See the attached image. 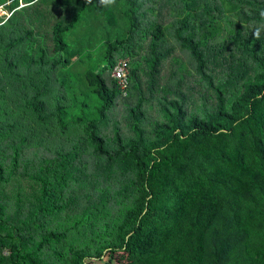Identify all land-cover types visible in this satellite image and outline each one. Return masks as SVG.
I'll return each mask as SVG.
<instances>
[{"label": "trees", "instance_id": "trees-1", "mask_svg": "<svg viewBox=\"0 0 264 264\" xmlns=\"http://www.w3.org/2000/svg\"><path fill=\"white\" fill-rule=\"evenodd\" d=\"M0 7V264H264V0Z\"/></svg>", "mask_w": 264, "mask_h": 264}, {"label": "rangeland", "instance_id": "rangeland-1", "mask_svg": "<svg viewBox=\"0 0 264 264\" xmlns=\"http://www.w3.org/2000/svg\"><path fill=\"white\" fill-rule=\"evenodd\" d=\"M7 13L8 12L6 10L0 8V15ZM116 14H117V10H116ZM149 16L150 15L147 13V17ZM87 17L89 19L83 20L82 23L77 27V30L70 31L66 34V40L69 43L70 51L72 52L80 51V50L87 51V45L89 43V45L91 46L89 49V53L92 55V60L94 63L99 64L102 62L101 58L103 55L101 40L104 34L106 33V30L102 26H99L98 28L95 27L93 30L90 29L89 25L91 24L92 20L89 16ZM9 253L10 250L8 248L4 249L3 251L4 255H9ZM106 259L107 257H105L104 260ZM98 263H103V261H98Z\"/></svg>", "mask_w": 264, "mask_h": 264}, {"label": "built area", "instance_id": "built-area-1", "mask_svg": "<svg viewBox=\"0 0 264 264\" xmlns=\"http://www.w3.org/2000/svg\"><path fill=\"white\" fill-rule=\"evenodd\" d=\"M2 8V7H0ZM113 76L116 78L119 88L127 94L129 88V61L128 59L121 58L117 61L113 68Z\"/></svg>", "mask_w": 264, "mask_h": 264}, {"label": "clouds", "instance_id": "clouds-1", "mask_svg": "<svg viewBox=\"0 0 264 264\" xmlns=\"http://www.w3.org/2000/svg\"><path fill=\"white\" fill-rule=\"evenodd\" d=\"M255 35H256L257 38H259V35H260L259 30L256 31Z\"/></svg>", "mask_w": 264, "mask_h": 264}]
</instances>
